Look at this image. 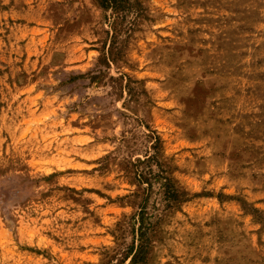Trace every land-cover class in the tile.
Segmentation results:
<instances>
[{"label": "rangeland", "instance_id": "1", "mask_svg": "<svg viewBox=\"0 0 264 264\" xmlns=\"http://www.w3.org/2000/svg\"><path fill=\"white\" fill-rule=\"evenodd\" d=\"M0 264H264V0H0Z\"/></svg>", "mask_w": 264, "mask_h": 264}]
</instances>
